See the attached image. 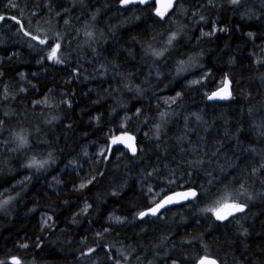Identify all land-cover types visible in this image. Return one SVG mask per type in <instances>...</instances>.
<instances>
[{"label": "trees", "instance_id": "trees-1", "mask_svg": "<svg viewBox=\"0 0 264 264\" xmlns=\"http://www.w3.org/2000/svg\"><path fill=\"white\" fill-rule=\"evenodd\" d=\"M11 4L0 0V262L264 264V0H174L163 15L122 0ZM225 79L227 99L208 101ZM123 134L133 151L111 142ZM184 188L197 198L137 218ZM225 195L220 206L246 210L220 222Z\"/></svg>", "mask_w": 264, "mask_h": 264}, {"label": "water", "instance_id": "water-1", "mask_svg": "<svg viewBox=\"0 0 264 264\" xmlns=\"http://www.w3.org/2000/svg\"><path fill=\"white\" fill-rule=\"evenodd\" d=\"M129 3H139V4H150L153 3L155 6V11L157 14L159 15H163L165 14L173 5L174 0H148L147 3H140V0H131V2ZM230 82L228 79H225L220 85H218L215 89H213L211 92L208 93L207 95V99L210 102H215V103H220V102H224L227 97L230 95ZM116 137L112 138V141L115 140ZM125 148L129 151H133L134 150V140L131 136L126 137L125 139ZM195 192L196 196L192 197L190 195V193ZM185 194H189L188 198L185 199L184 196ZM198 193L197 190L195 188H184V189H177V190H173L170 192H167L165 194H163L161 197H159L156 201H154L151 205H149L148 207L140 210L137 214V218L138 219H142L144 217H148V216H158L160 215L164 210L179 205V204H183V203H187L190 201H193L197 198ZM169 198H171L172 202L168 203L167 201L169 200ZM232 203H238L244 206V211L246 210V205L244 203L241 202H232ZM232 203H229L227 205H225L224 207L221 208V210L219 212H217L215 214V217L217 219V214L219 215H223L226 216V219H217L220 222H224L226 220H228L229 218L239 214V213H243V212H236L233 210L232 207H230V205ZM159 204H163V207H160L157 211L156 214L153 215L151 210L157 209V206ZM144 212L147 213L144 216H140L139 213ZM232 213L231 215H228V213ZM213 261H204V264H212ZM201 264V263H200ZM216 264V263H215Z\"/></svg>", "mask_w": 264, "mask_h": 264}, {"label": "snow or ice", "instance_id": "snow-or-ice-1", "mask_svg": "<svg viewBox=\"0 0 264 264\" xmlns=\"http://www.w3.org/2000/svg\"><path fill=\"white\" fill-rule=\"evenodd\" d=\"M122 2L126 4V3L131 2V0H122ZM147 2H148V0H140V3H147ZM240 2H241V0H230V3L233 4V5H237V4H239ZM10 6H12V7H16L15 4H11V0H10ZM4 19H5V17L2 16V15H0V21H2V20H4ZM11 19L15 20L17 24L20 23V21H19L18 19H16V17H11ZM66 23H67V21H66ZM22 27H23V26H21V28H22ZM25 35H29V33H28V32H25ZM88 35L91 36L92 34H91V33H88ZM174 38H175V34H173V36L169 39V44H171L172 39H174ZM32 39H37V37L33 36ZM46 42H47V38H46V39L39 40V43H40V44H45ZM59 47H60V45H59V43H57L56 46H55V48H52V53H51V55H49L48 59H53V58H55L56 51H57V49H58ZM154 54L157 55V56H160V55H162L163 53H159V52H158V53H154ZM56 62L59 63V62H61V61L57 60ZM181 63H183V62H181ZM181 70H183V69H181ZM177 95H179V93H178ZM162 115H163V114H162ZM157 127H159V126H157ZM18 138H19V140H20V142H21V145H24V144L27 143V141H26V139H25L24 137L21 136V137H18ZM115 142H116V141L114 140L113 143H115ZM36 164H37V162H36L35 160H33L32 163L29 165V167H32V166H34V165H36ZM39 166H40V167H43V163H40ZM80 187L83 188V187H85V185H84V184H81ZM188 195H189V194H185L184 198L187 199V198H188ZM190 195H191L192 197H195V196H196V193H195V192H192V193H190ZM229 199H230V197H229L228 195H225V196H223V197L221 198V200H218V201L216 202V204H217L218 206H220V205H222V204H226L227 201H228ZM167 202H168V203H171V202H172L171 198H169V200H168ZM4 203L6 204L7 201H4ZM163 206H164L163 204H159V205L157 206V209L151 210V211H152V214L155 215V214H156V211H157L160 207H163ZM86 207H87V205H86ZM230 207H232L233 210L236 211V212H243V211H244V206L241 205V204H238V203H232V204L230 205ZM206 211H213V209H206ZM146 214H147V213H144V212L139 213V215H140L141 217L144 216V215H146ZM231 214H232L231 212L228 213V215H231ZM226 218H227L226 216H223V215H219V214H217V219H221V220H222V219H226ZM115 219L117 220V222L120 221V218H119V217H116ZM0 264H3V262H0ZM15 264H19V262L16 261ZM201 264H204V260L201 261ZM212 264H215V262L213 261Z\"/></svg>", "mask_w": 264, "mask_h": 264}, {"label": "rangeland", "instance_id": "rangeland-1", "mask_svg": "<svg viewBox=\"0 0 264 264\" xmlns=\"http://www.w3.org/2000/svg\"><path fill=\"white\" fill-rule=\"evenodd\" d=\"M129 135H118V136H113V137H116L115 138V143H117V144H120V145H122V146H124L125 147V139H126V137H128ZM112 137V138H113ZM111 142H113V141H111ZM221 208H222V206H219V207H217L216 208V210H215V212L217 213V212H219L220 210H221ZM204 261H210V259H208V260H204ZM212 261V260H211Z\"/></svg>", "mask_w": 264, "mask_h": 264}]
</instances>
